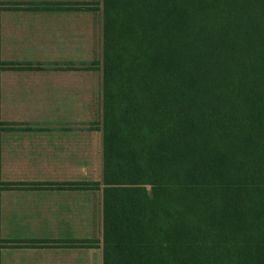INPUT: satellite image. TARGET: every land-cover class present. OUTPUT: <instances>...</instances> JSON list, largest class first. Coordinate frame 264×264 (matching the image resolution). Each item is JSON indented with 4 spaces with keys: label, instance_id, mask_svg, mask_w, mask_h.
<instances>
[{
    "label": "trees",
    "instance_id": "obj_1",
    "mask_svg": "<svg viewBox=\"0 0 264 264\" xmlns=\"http://www.w3.org/2000/svg\"><path fill=\"white\" fill-rule=\"evenodd\" d=\"M103 264H264V0H102Z\"/></svg>",
    "mask_w": 264,
    "mask_h": 264
},
{
    "label": "crops",
    "instance_id": "obj_2",
    "mask_svg": "<svg viewBox=\"0 0 264 264\" xmlns=\"http://www.w3.org/2000/svg\"><path fill=\"white\" fill-rule=\"evenodd\" d=\"M102 23L0 0V264H103Z\"/></svg>",
    "mask_w": 264,
    "mask_h": 264
},
{
    "label": "rangeland",
    "instance_id": "obj_3",
    "mask_svg": "<svg viewBox=\"0 0 264 264\" xmlns=\"http://www.w3.org/2000/svg\"><path fill=\"white\" fill-rule=\"evenodd\" d=\"M103 7V6H102ZM99 24V23H97ZM101 58L100 57H97L98 61L102 64V61H103V50H102V54H101ZM99 62H97V64H99ZM103 65V64H102ZM2 126V125H1Z\"/></svg>",
    "mask_w": 264,
    "mask_h": 264
}]
</instances>
